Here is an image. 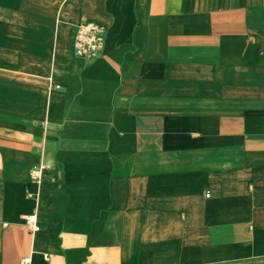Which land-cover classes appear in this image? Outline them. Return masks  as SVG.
<instances>
[{"label": "crops", "instance_id": "0c3cea01", "mask_svg": "<svg viewBox=\"0 0 264 264\" xmlns=\"http://www.w3.org/2000/svg\"><path fill=\"white\" fill-rule=\"evenodd\" d=\"M23 259L264 264V0H0V264Z\"/></svg>", "mask_w": 264, "mask_h": 264}, {"label": "built area", "instance_id": "2783aa9c", "mask_svg": "<svg viewBox=\"0 0 264 264\" xmlns=\"http://www.w3.org/2000/svg\"><path fill=\"white\" fill-rule=\"evenodd\" d=\"M105 27L95 22H84L77 25L74 37V53L75 55L86 60L97 57L104 45ZM58 86V85H57ZM45 168L43 162L33 165L29 169V176L33 181L39 182L41 173ZM25 225L33 233L39 230L37 218L35 214H29L25 217ZM28 260L23 259L21 264H25Z\"/></svg>", "mask_w": 264, "mask_h": 264}]
</instances>
